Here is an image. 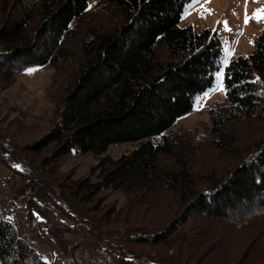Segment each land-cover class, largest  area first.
<instances>
[{
  "label": "trees",
  "instance_id": "16d2710c",
  "mask_svg": "<svg viewBox=\"0 0 264 264\" xmlns=\"http://www.w3.org/2000/svg\"><path fill=\"white\" fill-rule=\"evenodd\" d=\"M192 1L0 0V93L53 71L42 124L0 102V164L62 264H264V29L208 125L175 130L223 67L217 31L181 25ZM4 209L0 264H49Z\"/></svg>",
  "mask_w": 264,
  "mask_h": 264
},
{
  "label": "rangeland",
  "instance_id": "374dc122",
  "mask_svg": "<svg viewBox=\"0 0 264 264\" xmlns=\"http://www.w3.org/2000/svg\"><path fill=\"white\" fill-rule=\"evenodd\" d=\"M264 9V0H193L185 9L181 25L192 24L198 29L210 28L217 31L222 38L223 67L217 72L211 90L202 94L195 105L194 111L181 118L174 129H204L209 123L205 106L225 96L223 75L226 66L239 56L252 53L255 38L264 29V18L257 19V10ZM264 16V13L261 14ZM227 22V27L223 23ZM231 29L230 31L228 29ZM50 67L28 70L18 77L17 85L8 92L0 93V102L6 108L13 107L14 118L22 115L28 124L44 122L50 106L46 96V87L52 75ZM131 145L115 146L109 154L118 158L129 153ZM98 162L93 157L66 158L62 163V171L77 169L78 177L84 176L91 166ZM7 179V180H6ZM0 202L5 206L4 213L10 219H16L19 232L31 245L36 247L49 264H62L64 256L58 246L46 239L35 230L36 222H31L21 203L11 204L10 191L13 184L19 183V178H13L9 170L0 164ZM112 200L116 199L111 197ZM124 202V199L120 197Z\"/></svg>",
  "mask_w": 264,
  "mask_h": 264
},
{
  "label": "snow or ice",
  "instance_id": "6c2138e0",
  "mask_svg": "<svg viewBox=\"0 0 264 264\" xmlns=\"http://www.w3.org/2000/svg\"><path fill=\"white\" fill-rule=\"evenodd\" d=\"M262 13H264V9H259V10H257L256 18H257V19L264 18V16L261 15ZM223 23H224L225 26L227 27V22L224 21ZM228 30L230 31L231 29L229 28ZM30 71H31V70H30Z\"/></svg>",
  "mask_w": 264,
  "mask_h": 264
},
{
  "label": "built area",
  "instance_id": "2783aa9c",
  "mask_svg": "<svg viewBox=\"0 0 264 264\" xmlns=\"http://www.w3.org/2000/svg\"><path fill=\"white\" fill-rule=\"evenodd\" d=\"M3 207H4V206H3V205L1 204V202H0V210H2V209H3Z\"/></svg>",
  "mask_w": 264,
  "mask_h": 264
}]
</instances>
